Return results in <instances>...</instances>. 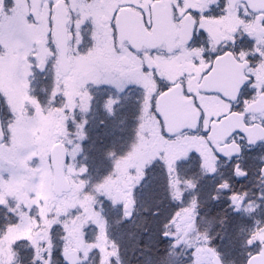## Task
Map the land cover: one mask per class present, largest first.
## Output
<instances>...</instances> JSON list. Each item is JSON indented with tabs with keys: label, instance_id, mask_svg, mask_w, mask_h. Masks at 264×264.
<instances>
[{
	"label": "snow or ice",
	"instance_id": "6c2138e0",
	"mask_svg": "<svg viewBox=\"0 0 264 264\" xmlns=\"http://www.w3.org/2000/svg\"><path fill=\"white\" fill-rule=\"evenodd\" d=\"M0 264H264V0H0Z\"/></svg>",
	"mask_w": 264,
	"mask_h": 264
}]
</instances>
